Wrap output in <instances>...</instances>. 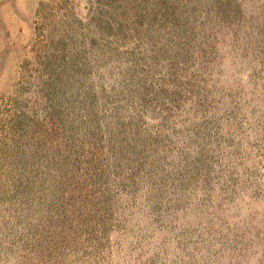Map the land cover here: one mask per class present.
I'll use <instances>...</instances> for the list:
<instances>
[{"label": "rangeland", "instance_id": "1", "mask_svg": "<svg viewBox=\"0 0 264 264\" xmlns=\"http://www.w3.org/2000/svg\"><path fill=\"white\" fill-rule=\"evenodd\" d=\"M0 264H264V0H0Z\"/></svg>", "mask_w": 264, "mask_h": 264}]
</instances>
